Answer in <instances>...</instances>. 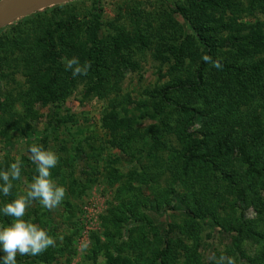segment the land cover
<instances>
[{"label": "rangeland", "instance_id": "374dc122", "mask_svg": "<svg viewBox=\"0 0 264 264\" xmlns=\"http://www.w3.org/2000/svg\"><path fill=\"white\" fill-rule=\"evenodd\" d=\"M196 2L75 0L0 27V170L17 157L23 163L11 194L0 193V207L26 195L38 175L30 160L33 143L59 156L51 178L67 190L51 211L39 201L28 208L24 219L45 228L56 244L39 256L18 255V264H160L156 250L168 244L172 264H214L212 258L222 254L236 264H264V176H248L246 166L235 161V152L234 169L247 186L240 198L233 186L211 174L208 164L181 157L191 139L220 134L201 144V153L211 150L214 140L235 145L245 138L264 170V72H247L242 88L227 70L210 64L201 68L205 47H214L211 57L226 65L247 69L260 59L264 65V0H206V7L191 12L189 3ZM96 3L101 8L97 31ZM178 8L194 21L187 22ZM60 22L77 28L70 33L78 37V47L72 49L70 34L55 33V38L64 35L53 46L61 73L69 71L66 59L75 56L83 63L94 55L93 33L102 42L99 66L105 61L117 72L111 70L102 79L75 77L47 100L39 84L49 79L43 73L51 60L40 61L43 67L34 76L35 68L26 62L27 48L41 50L43 44L37 42ZM137 24L150 35L144 47L134 34ZM119 34L131 39L132 46L117 53L112 38ZM180 43L185 51L182 67L175 59ZM14 45L20 49L10 53ZM198 70L204 76L191 91L196 114L181 111L177 104L186 98L177 91L181 82H193ZM61 73L59 81H64ZM28 74L35 84L28 83ZM106 117L130 122L113 134L104 126ZM236 121L242 130L235 128ZM153 125L160 127L156 145L145 134ZM232 166L225 163L226 169ZM11 222L0 213V226ZM231 227L242 229L225 230ZM3 256L0 250V264Z\"/></svg>", "mask_w": 264, "mask_h": 264}, {"label": "trees", "instance_id": "16d2710c", "mask_svg": "<svg viewBox=\"0 0 264 264\" xmlns=\"http://www.w3.org/2000/svg\"><path fill=\"white\" fill-rule=\"evenodd\" d=\"M207 3L206 0H197V2L195 4L193 3H189L190 6V11L193 12V10H195V12H198L201 10L202 7H206ZM48 9V8H47ZM177 12L189 23H191V21L193 22V19H190L187 15V12L185 9L183 8H178ZM94 23L93 26L95 27L96 31L99 30L101 23L98 21L99 17L101 16V8L98 5V3L95 4V8H94ZM172 22V20H169V23ZM56 28L47 31L46 35L44 38H42L40 41H38L37 43H41L43 45L40 46L41 50H38V47H28L27 48V55L29 57L28 62L30 65H32L35 68V72H34V76L38 73L41 72V67H43V62L40 63V61H42L43 59H50V63H48V67L47 69H44V73H43V78H47V76H49V79L47 80V82L43 83V84H39V86L41 87V90L43 91L44 94V98L45 99H49V96H53L54 98V91L58 90V89H62L63 86H68V81L75 79L72 75L71 70L67 71L66 73H61L62 69L60 68V65L58 64V61L56 60V56H54L53 54V46L55 45V43H57L60 40L63 39V34H60L59 38H55V33H57L58 30H61L62 33H67L70 34V47L73 49V47H78L77 46V41H78V37H76L77 34H73L70 32H75L77 31V28H71L70 25H67L64 22H60V23H56ZM149 27V25H147L145 28ZM192 27H194V25H192ZM196 29V28H195ZM202 29L201 25H199L197 27V36H201L200 35V30ZM50 33V34H48ZM134 34L138 40L139 46L140 47H144L148 44V42L150 41V35L147 32H144L143 29H141L139 27V25H136V28L134 30ZM123 34L122 36L119 34L118 38L113 37L112 38V44L114 47L115 52L119 53L120 51L124 50V48H130L132 45V41L127 40V39H123ZM201 37H199L200 39ZM201 40V39H200ZM192 42V41H191ZM92 47H96L92 49V51H94V55L91 57L86 56V61H89L91 63V68L89 70V73L87 76L92 77H96L99 76L100 79L107 77L108 75H110L111 70H113L114 72H117L116 68H109V66H107V63H101V67L99 66V61L101 60V56H102V49L100 47H102V42H98L97 39V35L93 33V41H92ZM2 41L0 40V46H2ZM182 43H180L179 47L177 48L175 51V59L177 64H180V66H183V61H182V56L185 54L184 49L182 48ZM208 46V45H205ZM4 47V46H3ZM139 47V48H140ZM2 47H0L1 50ZM20 49L19 47H16V45H14V47H10L9 51H11L10 53L13 52L12 49ZM49 48V50H48ZM189 48V47H187ZM206 50V55L211 56L214 53V47H205L204 48ZM196 51V50H195ZM197 52V51H196ZM191 54V56L196 57L195 52L190 51L189 52ZM40 54V55H38ZM214 55V54H213ZM253 56V55H252ZM55 57V59H54ZM246 57V56H245ZM213 59V58H212ZM217 59H213V61H215ZM263 60V59H260ZM260 60H257L256 62H258V64L256 63V65L254 67H248L247 69H243L241 67H239L238 65H226L225 62L220 61L222 67L219 69H223V70H227L229 71V73H231L233 75V80L234 83L236 85H241V87H245L246 85L243 84L242 82L244 81L245 75L247 72L249 71H258V72H264V65L259 62ZM25 61V59H24ZM34 62V63H33ZM103 62V60H102ZM208 63H205L202 60L201 63V68H203L205 65H207ZM1 67V66H0ZM32 67V68H33ZM100 67V68H97ZM116 70V71H115ZM195 75H194V79L192 80L193 82L186 80L181 82L180 85V89H178L177 92H180L181 97L186 98V99H182V103H178V109H180L181 111H187V110H191L192 112H194L196 114V110L192 108V104L195 101V97L196 96H192V92H195V88L200 84L199 80L202 79V77L204 76V74H202L199 70L195 71ZM31 73H33V70L31 69ZM63 74L65 76L64 81H59V75ZM28 76V83L30 84H35L32 80H33V76H31V74L26 75ZM58 77V78H57ZM77 77H84V76H77ZM37 80V79H36ZM204 83V81H202ZM208 85H212V83H208ZM37 88H34V90H36ZM221 94V91H217V95L216 97L220 100L221 96H219ZM163 98H165L164 95H162ZM129 118H124L122 120L119 119H114V118H108L106 117V119H104V126H106L107 128H110V131L115 134V132H119L121 130V128H123L128 122H130L128 120ZM167 119L166 114L164 115L163 118H161V123L162 124L163 120ZM235 128L238 130H242V124L240 121H236L235 122ZM158 131H160V127L159 125H153L150 126L148 130L145 131V134L149 135L148 140H151L153 142L154 145H156V142L158 141L157 138V134ZM136 134H138V131H135ZM220 134H212L209 137H205V139H191V142H193V144L188 147L187 149L184 150L183 154H182V158L183 160H185V162L188 163H194V162H198L199 164H203L206 165L208 164V168H210V172L213 175H217L220 176L222 181H225L226 183H228L229 185L233 186L235 188L236 193L238 194V196L240 198L244 197L245 191H246V184H241L240 182V177L239 175L237 176V171L234 169V165L232 162V159H234L235 156V152L237 154L238 157H235V161H238L239 163H241L242 165L246 166V174L250 177L253 178H257L260 179L261 177L264 176V170H263V163H261V161L256 157H253L251 151H250V144L248 143V141H246L245 138H241L240 141H238L235 145H232L230 143H224L223 140H219V141H212L211 145H212V149L207 151L206 153H201V144H205L207 139L210 138H215ZM183 141L186 143V140L183 138ZM206 145V144H205ZM156 148V146L154 147ZM204 149L205 146H204ZM122 150L124 151L125 149L122 148ZM208 156V157H207ZM232 158V159H231ZM210 159L212 161H210ZM225 163H229L230 169H226L225 168ZM182 179V177H181ZM129 212L134 215V211L133 208H130ZM201 213V212H199ZM202 214V213H201ZM212 214V213H210ZM188 215H191L194 219H201V215L199 214H193L192 212H189ZM213 215H211L212 217ZM136 218V217H135ZM137 219V218H136ZM245 222V220L242 219V223ZM215 224H218L217 221H215ZM242 229L241 228H225V230L227 232L229 231H236V232H240ZM169 248H164L163 250H156L155 253V257L157 259H161L159 262L160 264H172L170 259L172 258V251H171V246L168 244Z\"/></svg>", "mask_w": 264, "mask_h": 264}, {"label": "clouds", "instance_id": "9594fccd", "mask_svg": "<svg viewBox=\"0 0 264 264\" xmlns=\"http://www.w3.org/2000/svg\"><path fill=\"white\" fill-rule=\"evenodd\" d=\"M202 60L216 69L222 67L219 59L213 61L209 55H204ZM65 67L66 70H71L75 78L87 76L91 63L89 61L81 63L80 59L74 56L66 59ZM29 152L30 160L36 165L38 175L33 177L26 195H21L0 207V213L12 218L10 225L0 226V250L4 253L2 264H18V255L39 256L56 244V239L49 235L45 228L24 217L34 201H39L43 208L51 211L59 207L65 199L66 188L59 186L51 178V169L57 166L60 158L55 152L45 150L43 145L36 143L30 146ZM22 168V160L17 157L7 169L0 170V193L4 196L11 194L12 181L21 179ZM212 259L214 264H236L233 257L223 254L219 258Z\"/></svg>", "mask_w": 264, "mask_h": 264}, {"label": "water", "instance_id": "95a60500", "mask_svg": "<svg viewBox=\"0 0 264 264\" xmlns=\"http://www.w3.org/2000/svg\"><path fill=\"white\" fill-rule=\"evenodd\" d=\"M75 0H0V27L45 8Z\"/></svg>", "mask_w": 264, "mask_h": 264}]
</instances>
